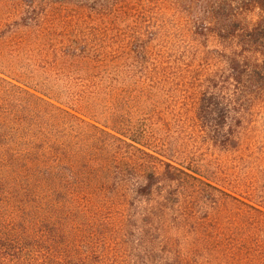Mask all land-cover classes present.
<instances>
[{
    "label": "rangeland",
    "instance_id": "rangeland-1",
    "mask_svg": "<svg viewBox=\"0 0 264 264\" xmlns=\"http://www.w3.org/2000/svg\"><path fill=\"white\" fill-rule=\"evenodd\" d=\"M21 6L18 0H0V73L4 77L77 107L76 95L94 90L80 78L114 73L106 68L107 62L129 59L128 52L119 48L122 42L115 37L111 40L108 34L122 29L121 23L109 26L108 19H95L82 11L71 20L74 10L57 5L48 9L44 4L37 11L43 15L36 22L42 24L39 38L14 24ZM168 9L163 30L149 44V68L135 75L134 94L129 85L124 86L125 115L119 121L124 125L133 121L134 127L125 126L128 132L179 163L188 175L175 184L161 180L155 195L137 197L133 190L143 182L144 167L134 169L118 160L114 153L124 145L106 134L76 127L70 140L74 161L79 160L74 179L64 157L57 158L56 167L63 178H71L66 186L80 193L72 204L65 203L64 192L56 197L63 211L75 206L74 212L67 210L71 215L66 216V211L59 219L67 231L76 226L70 240L81 252L93 253L99 244L98 250L105 253L102 264H264V247L254 248L253 242L246 243L243 251H232L243 249L239 245L244 235L237 237L227 230L226 248L214 244L220 216L231 217L239 225L232 199L218 190L264 207V105L256 101L247 112L237 148L213 145L191 111L201 83L218 60L219 53L212 50L221 44L214 37L205 44L197 42L181 12L185 8L168 3ZM255 19L256 14L248 16L249 21ZM63 41L86 45L95 55H90L92 60H103L105 67L58 56L53 48ZM127 71L125 66L119 69L123 75ZM131 107L141 110L133 119H129ZM65 152L63 148L58 156ZM139 157L144 165L145 160L155 161L143 154ZM247 229L251 233V227ZM232 252L234 256L227 257ZM96 257L86 263L97 264Z\"/></svg>",
    "mask_w": 264,
    "mask_h": 264
},
{
    "label": "trees",
    "instance_id": "trees-1",
    "mask_svg": "<svg viewBox=\"0 0 264 264\" xmlns=\"http://www.w3.org/2000/svg\"><path fill=\"white\" fill-rule=\"evenodd\" d=\"M18 1L22 6L14 24L38 34L39 38L43 34L39 29L42 24L36 22L43 15L37 11L44 4L48 9L57 5L67 11L74 10L71 20L82 11L91 13L95 19H108L109 26L121 23L122 29L116 34L108 31V34L111 40L115 37L122 42L119 48L128 52L129 59L107 62L106 68L114 69V73L80 78L94 90H81V94L76 95V101L80 102L77 107L0 73V264H87L95 255L97 264H102L105 253L98 250L99 244L93 253L81 252L70 240L76 226L67 231L59 219L69 209L74 212L75 206L63 211V204L56 197L61 198L64 192L65 203L72 204L80 193V189L66 186L71 178H63L56 167L57 158L64 157L70 164L73 179L74 171L79 169L70 141L73 130L90 127L124 145L114 153L116 158L134 169L144 167L143 182L133 190L137 197L155 195L161 180L175 184L182 180V175H188L178 167L179 163L128 132L125 126L134 127L133 121H128L130 125L119 121L125 115L124 86L129 85L134 94L136 73L149 68V44L163 30L169 3L185 8L181 12L197 42L205 44L214 37L221 44L219 49L212 50L219 53L218 60L201 83L191 112L213 145L221 149L237 148L247 112L256 101L264 105V0ZM254 14L256 19L249 21L248 16ZM54 49L67 60L74 58L72 60L81 63H92L94 68L105 67L103 60H92L90 55H95L86 45L77 47L75 41L60 42ZM122 66L129 70L126 75L119 72ZM127 79L128 84H125ZM139 111L131 107L129 119ZM63 148L65 154L58 156ZM141 154L155 161L145 160L144 165L139 162ZM218 191L232 199L239 225H235L231 217L220 216L214 244L222 247L216 248H226L223 237L227 230L235 232L237 237L244 235L241 247L250 242L254 248L264 247V207ZM70 212L65 215H71ZM248 226L251 233H247ZM235 250L243 251L244 247L232 251ZM232 256L233 252L227 255Z\"/></svg>",
    "mask_w": 264,
    "mask_h": 264
}]
</instances>
